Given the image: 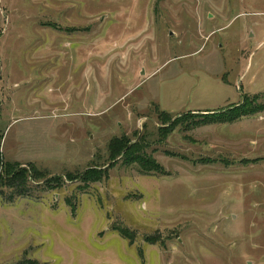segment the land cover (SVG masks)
Masks as SVG:
<instances>
[{"label": "rangeland", "instance_id": "rangeland-1", "mask_svg": "<svg viewBox=\"0 0 264 264\" xmlns=\"http://www.w3.org/2000/svg\"><path fill=\"white\" fill-rule=\"evenodd\" d=\"M246 101L264 0H0V264H264V112L206 116Z\"/></svg>", "mask_w": 264, "mask_h": 264}, {"label": "trees", "instance_id": "trees-1", "mask_svg": "<svg viewBox=\"0 0 264 264\" xmlns=\"http://www.w3.org/2000/svg\"><path fill=\"white\" fill-rule=\"evenodd\" d=\"M262 112H264V102L256 104L254 102L246 101L243 104L232 107L228 110H223L217 113H208L206 116H208L207 118L209 119L208 121L210 123H232L244 117L255 116ZM2 140L3 137H0V146L2 144ZM125 155L130 156V158L134 159L136 162H139L145 168L150 169L149 161L145 158L135 156L134 153L131 152V149H128V152ZM16 163L18 162H5L3 155L0 151V164H3V170L5 175L7 174L6 176L9 179L10 186L24 188L26 181L29 179V176L27 175L28 171H33L36 174L39 173L33 164L28 165L29 170H26V168H21L19 163ZM52 181H54V185H59L56 182L59 183L60 179L55 178ZM48 183L53 184L51 183V180H49ZM23 190L24 189L20 190V195H22Z\"/></svg>", "mask_w": 264, "mask_h": 264}, {"label": "crops", "instance_id": "crops-1", "mask_svg": "<svg viewBox=\"0 0 264 264\" xmlns=\"http://www.w3.org/2000/svg\"><path fill=\"white\" fill-rule=\"evenodd\" d=\"M2 145V144H1Z\"/></svg>", "mask_w": 264, "mask_h": 264}]
</instances>
